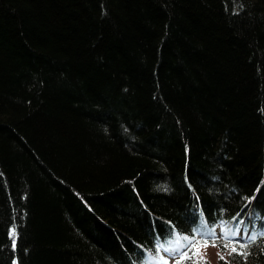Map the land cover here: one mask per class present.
<instances>
[{
	"label": "trees",
	"instance_id": "16d2710c",
	"mask_svg": "<svg viewBox=\"0 0 264 264\" xmlns=\"http://www.w3.org/2000/svg\"><path fill=\"white\" fill-rule=\"evenodd\" d=\"M216 225L252 234L216 264H264V0H0V264Z\"/></svg>",
	"mask_w": 264,
	"mask_h": 264
},
{
	"label": "rangeland",
	"instance_id": "374dc122",
	"mask_svg": "<svg viewBox=\"0 0 264 264\" xmlns=\"http://www.w3.org/2000/svg\"><path fill=\"white\" fill-rule=\"evenodd\" d=\"M239 229L230 231V228L216 225L204 233L197 231L195 236L182 238L183 241H180V244L161 250L157 253V257L150 259L147 264H177L178 261L179 264H216L218 259H226L228 253L235 248L232 240L239 242V239L245 240L252 237L249 232L242 235ZM209 232L213 234L212 237L224 241L221 248L208 241L205 244ZM181 253L186 254L183 259Z\"/></svg>",
	"mask_w": 264,
	"mask_h": 264
},
{
	"label": "snow or ice",
	"instance_id": "6c2138e0",
	"mask_svg": "<svg viewBox=\"0 0 264 264\" xmlns=\"http://www.w3.org/2000/svg\"><path fill=\"white\" fill-rule=\"evenodd\" d=\"M212 233L211 232H209L208 233V238L209 239H211L212 238ZM186 239V238H185ZM189 243H193V242H189ZM207 243V240L205 241V244ZM193 246H197V245H195V244H193ZM173 251H175V249H173ZM233 251H235V248H233ZM186 254L185 253H181V258L183 259L184 258V256H185ZM177 264H179V261L177 262Z\"/></svg>",
	"mask_w": 264,
	"mask_h": 264
},
{
	"label": "bare ground",
	"instance_id": "6f19581e",
	"mask_svg": "<svg viewBox=\"0 0 264 264\" xmlns=\"http://www.w3.org/2000/svg\"><path fill=\"white\" fill-rule=\"evenodd\" d=\"M234 242V241H233Z\"/></svg>",
	"mask_w": 264,
	"mask_h": 264
}]
</instances>
